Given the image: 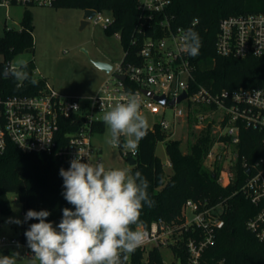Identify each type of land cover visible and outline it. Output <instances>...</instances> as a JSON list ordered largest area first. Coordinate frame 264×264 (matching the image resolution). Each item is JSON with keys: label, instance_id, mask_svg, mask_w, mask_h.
Segmentation results:
<instances>
[{"label": "built area", "instance_id": "1", "mask_svg": "<svg viewBox=\"0 0 264 264\" xmlns=\"http://www.w3.org/2000/svg\"><path fill=\"white\" fill-rule=\"evenodd\" d=\"M59 0H0V4L55 6ZM172 0H138L141 22L135 29L141 37L134 36L133 44L140 43L138 56L141 63L122 62L113 66L99 90L90 96L61 93L47 80L43 88L31 94H0V154L11 144L24 152H44L70 162L78 151L100 160V149L93 143V125L102 120L100 114L110 110L115 103L125 101L129 93H139L141 108L146 104L153 112H166L169 101L175 99L174 120L163 118L159 123L173 135L180 122L189 123L195 130L210 129L213 141L207 150L205 161L212 168L218 166L217 180L221 185L233 184L242 170L243 180L237 189L258 207V212L248 220V228L264 240V135L262 151L250 162L240 154L245 129L264 133V87H240L214 90L200 84L194 88V65L191 57L179 50L178 37L182 26H175L167 14ZM96 10L90 22L106 29L113 23L111 10ZM151 31V34H147ZM122 37L121 32H116ZM217 51L222 55L246 56L264 54V12L230 15L220 22ZM124 75L125 79L117 76ZM167 96L162 104L148 96L144 90ZM186 97L178 102L183 93ZM186 103L185 106L179 104ZM126 157L131 152L123 150ZM137 153V151H136ZM135 154H132L136 156ZM87 158L85 157L84 162ZM171 166V163H169ZM221 203L207 205L188 199L183 206L181 224L161 220L150 226L139 225L148 232L147 241L136 250H142V261L149 264L150 250L171 248L174 260L171 264H199L204 250L214 242L215 231L223 225ZM192 218L188 217V212ZM2 227L0 219V230ZM191 230L193 235L185 236ZM184 244L188 261L183 263L174 251V245ZM22 245V256L32 257L27 243L20 238L0 234V249ZM150 248V249H149ZM134 254L127 264H132ZM164 260V258H163ZM164 264L165 261H164Z\"/></svg>", "mask_w": 264, "mask_h": 264}, {"label": "trees", "instance_id": "2", "mask_svg": "<svg viewBox=\"0 0 264 264\" xmlns=\"http://www.w3.org/2000/svg\"><path fill=\"white\" fill-rule=\"evenodd\" d=\"M58 6H73L99 10H111L113 23L107 28L110 33L121 32L124 45V60L141 63L138 51L140 43L133 44L135 32L140 25L141 17L138 0H59ZM264 12V0H172L167 14L174 25L184 29L193 28L200 35L202 47L200 54L191 57L194 65V88L200 84L214 90L237 89L240 87H264V54L250 53L246 56L222 55L217 51V37L220 22L230 15ZM33 13L26 8L21 28L6 29L0 36V53L5 59L0 61V94H31L38 92L46 84L45 77H36L35 62L29 61L27 72L29 81L36 79L37 86L24 81L22 87L11 77L5 79L3 69L11 64L12 59L20 52L34 49ZM147 34H151L149 31ZM93 131L103 132L106 124L98 120ZM171 132L162 128L159 122L148 127L147 136L139 142L136 153V164L130 165L134 174L140 171L149 181L148 193L155 201L154 207H143L139 225L150 226L155 220L163 219L169 223L181 224L183 206L188 199L205 202L207 205H223V225L216 229L215 239L203 252L199 264H264V240L248 228V220L258 212L249 198L237 189L242 182V170L233 184L224 186L217 180L218 166L212 169L205 161L207 150L212 146L213 136L210 129L195 130L190 128L193 140L187 151L181 148L179 139L173 138ZM264 133L255 129H245L240 154L250 162L262 151L261 140ZM123 139V138H122ZM166 140V151L171 161V171L167 172L162 159L157 155L160 141ZM123 148V147H122ZM70 164L54 154L44 152H24L11 144L8 150L0 154V217L12 208L8 198L9 192L17 194L23 203L24 216L29 209L48 210V220L54 225L62 218V209L74 210L62 196L63 179L59 170H67ZM29 220L23 223L19 237L27 243L24 235L29 225L36 223ZM136 229V225L132 226ZM193 230L185 236L193 235ZM183 263L188 261V250L184 244L173 246ZM142 261V250H136L132 264ZM149 264H164L160 248L150 250Z\"/></svg>", "mask_w": 264, "mask_h": 264}, {"label": "clouds", "instance_id": "3", "mask_svg": "<svg viewBox=\"0 0 264 264\" xmlns=\"http://www.w3.org/2000/svg\"><path fill=\"white\" fill-rule=\"evenodd\" d=\"M179 31V50L193 58L198 56L202 47L199 33L191 27ZM27 67L23 60L9 64L3 76L22 87L24 81H29ZM29 82L38 85L34 78ZM141 104L139 93H129L125 101L115 103L104 113L102 119L111 133L110 145L136 153L149 127ZM69 164L67 170H59V175L63 179L62 196L74 210L63 208L55 226L48 220V210L29 209L23 220L12 221L17 225L38 221L24 233L32 264H127L130 255L148 239V232L139 224L142 208L155 206L147 191L149 181L140 171L133 174L130 169H106L102 161L93 162L81 150ZM133 225L137 226L135 230ZM19 257L16 251L0 255V264H18Z\"/></svg>", "mask_w": 264, "mask_h": 264}, {"label": "rangeland", "instance_id": "4", "mask_svg": "<svg viewBox=\"0 0 264 264\" xmlns=\"http://www.w3.org/2000/svg\"><path fill=\"white\" fill-rule=\"evenodd\" d=\"M28 8L33 13L35 39L34 49L18 53L12 59L11 64L18 61H34L36 64V77H42L43 73L55 84L61 93L76 96L92 95L108 77V73L96 66V60L110 62L113 66L122 62L124 45L122 38L116 33H110L103 25L90 23L82 28L84 8L73 6H43L12 4L6 6L0 4V36L6 29H20L24 10ZM5 59L0 53V61ZM186 103L179 104L185 106ZM166 112H153L146 104L141 108L142 113L152 127L163 118L174 120V105H167ZM107 112V111H106ZM105 113V111H104ZM104 113L100 114L102 117ZM189 123L182 121L172 135L179 139L181 148L187 151L193 136L190 135ZM170 132V131H168ZM111 138L110 128L106 125L103 132L94 131L92 140L102 150L101 157L106 169H130V164L123 155L122 149L113 147L108 143ZM157 155L162 159L167 172L171 171L169 157L166 151V140L160 141L157 146ZM11 210L1 214V235L19 238L23 231V224L17 225L12 222L15 219L23 220V203L16 193L9 192ZM222 206L218 210L222 211ZM188 217L192 218L190 211ZM55 226V225H54ZM24 246L0 249V255L7 256L16 251L20 253L18 264H32V257L22 256ZM150 249V248H149ZM163 258L166 264L174 260L171 248L163 249ZM38 264V261L36 262Z\"/></svg>", "mask_w": 264, "mask_h": 264}, {"label": "water", "instance_id": "5", "mask_svg": "<svg viewBox=\"0 0 264 264\" xmlns=\"http://www.w3.org/2000/svg\"><path fill=\"white\" fill-rule=\"evenodd\" d=\"M96 13L95 9L92 8H85L84 9V15H83V19H82V28L89 25L90 22V18H92ZM96 66H98L100 69L104 70L105 72L109 73L111 71V69L113 68V65L110 62L107 61H102V60H96L95 61ZM9 65V64H8ZM118 77L125 79L124 75H119L117 74ZM144 92L148 95L153 97L155 100L161 102L162 104H166L167 103V96L165 94L162 95H158V94H154V91L145 89ZM188 92L183 93L182 95H180V97L178 98V102H180L183 98L186 97ZM169 104L174 105L175 104V99H172L169 101ZM127 160L129 162V164L135 165L136 164V157L134 155H132L131 153L128 154L127 156Z\"/></svg>", "mask_w": 264, "mask_h": 264}, {"label": "crops", "instance_id": "6", "mask_svg": "<svg viewBox=\"0 0 264 264\" xmlns=\"http://www.w3.org/2000/svg\"><path fill=\"white\" fill-rule=\"evenodd\" d=\"M124 56H125V53H124ZM124 56H123V57H124ZM41 74L43 75V77H45V78H46V79H47V80L53 85V83L48 79V77H46V75H44L43 73H41ZM53 87H55V88L58 90V88L56 87L55 84L53 85ZM65 94H67V93H65ZM87 96H90V95H87ZM102 120H103V119H102ZM93 143H94V142H93ZM99 149H100V148H99ZM101 152H102V150L100 149V153H101ZM170 162H171V161H170ZM170 162H169V163H170Z\"/></svg>", "mask_w": 264, "mask_h": 264}]
</instances>
